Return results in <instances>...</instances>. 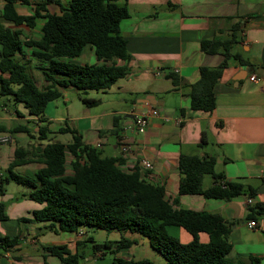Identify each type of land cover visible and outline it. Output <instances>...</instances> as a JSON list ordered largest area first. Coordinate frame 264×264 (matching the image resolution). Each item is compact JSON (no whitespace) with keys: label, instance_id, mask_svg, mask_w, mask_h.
Listing matches in <instances>:
<instances>
[{"label":"crops","instance_id":"obj_1","mask_svg":"<svg viewBox=\"0 0 264 264\" xmlns=\"http://www.w3.org/2000/svg\"><path fill=\"white\" fill-rule=\"evenodd\" d=\"M58 2L68 6L70 0H18L15 8L19 14L32 15L37 7L44 6L42 15L46 12L59 14ZM117 2L126 5L130 12L121 23L122 35L131 54L127 75L103 91L106 98L101 97L104 107L99 112L81 108V113L73 115L67 105L66 110L62 108L56 116L45 113V121L29 115L24 103L21 110L12 97L2 101L0 95V126L6 128L0 134H9L13 140L9 131L24 125L33 133V136L29 135L32 140L26 145H0V178L6 180L10 175L9 165L16 160L18 148L23 150L24 163L15 166L13 171L24 170L28 176L36 174L44 165L40 160V149L47 144L39 141L38 128L48 124L50 130L59 132L66 125L53 127L56 118L72 121L70 126L81 133L83 142L100 148L104 156L120 158L118 165L122 170L130 172L138 168L142 177L162 185L170 201L179 191L180 156L213 155L216 170L223 171L227 181L244 183V193L232 199L183 194L175 207L221 214L231 227L233 247L228 257L248 260L253 255L264 264V0ZM5 3L0 0V23L19 30L22 40L40 39L45 18L37 17L33 27L26 23L16 25L2 16ZM214 38L217 39L213 46L215 50H204L202 42ZM2 47L0 43V50ZM34 50L35 47L24 45L16 58L26 62L31 71L40 72L35 73L36 80L32 78L43 88L48 82L36 65L44 62L35 56ZM69 61L85 64L98 62V59L94 47L88 44L79 56L69 58ZM224 62L214 86V108L211 111L192 108L188 92L191 84L199 80L201 67H218ZM124 63V60H118V64ZM252 76L260 80H253ZM62 92L63 101L71 105H75V97H80L79 90L74 87L63 88ZM55 105L58 109L59 102ZM153 107L159 108V115L151 119L144 132H139L136 117ZM116 115L120 116V128L114 132ZM204 130L208 141L202 145ZM18 132L17 142L23 137V131ZM123 146L128 150H123ZM145 159L151 162L150 168L143 167ZM66 171L72 172L71 163L69 166L66 163ZM10 181L7 182L10 184ZM212 182L210 175L205 177L206 187ZM252 188L256 189L255 196L249 194ZM30 191L28 187L14 193L8 189L0 192V202H5L9 215L8 219L0 220V237L20 236L19 243L13 248L0 249V264H64L46 246L68 243L76 248L77 241H87L82 246L83 250H88L86 248L89 243H94L93 240H120L122 233L117 230L109 231L101 241L90 232L105 231L103 229L83 226L79 231H55L50 228V222L33 220L31 211L40 204L29 198ZM18 193L21 195L16 196ZM249 197L253 198L252 204L247 203ZM254 205L257 207L252 213L251 206ZM23 216L29 220L20 221ZM251 220L256 221L255 227L248 225ZM168 229L184 243L193 239L184 227L170 225ZM125 235L136 240L133 245L140 248L139 258L135 257L137 254L132 245L117 253H112L109 248L94 252L82 263L104 264L95 258H104L108 253L113 254V263H116L117 258H125L121 255L123 251L133 256L125 259H150L157 255L148 237L129 231ZM200 238L206 241L209 236L200 233Z\"/></svg>","mask_w":264,"mask_h":264},{"label":"trees","instance_id":"obj_2","mask_svg":"<svg viewBox=\"0 0 264 264\" xmlns=\"http://www.w3.org/2000/svg\"><path fill=\"white\" fill-rule=\"evenodd\" d=\"M5 1L2 16L16 25L26 23L33 27L37 17L45 18L40 39L22 40L19 30L0 23V43L3 46L0 50V95H8L14 101L24 103L29 115L45 121L48 103L62 96L63 88L74 87L81 92L90 89L106 91L127 75L131 54L121 31L122 21L130 14L126 5L119 4L117 0H70L68 6L58 2L61 7L59 14L46 12L42 15L41 10L45 8L40 6L34 14L23 15L16 11L15 2L18 0ZM216 40L203 41L202 48L206 51L214 49ZM88 44L94 47L98 62L80 64L69 61V58L79 56ZM24 45L35 47V56L44 62L36 65L48 82L43 88L28 72V64L16 58V53ZM119 59L125 63L118 64ZM224 65L225 62L218 67H201L199 80L191 84L188 92L192 108L204 111L214 108V86ZM80 99L88 106L101 102L99 98L82 94ZM119 120L120 116L116 115L114 132L120 128ZM0 131L4 132L6 128L0 126ZM15 131L33 136L25 125L9 132ZM50 131L48 124L39 126L38 138H46ZM59 131L71 132L73 141L67 144L53 141L44 145L39 154L44 165L34 176L13 171L15 166L24 163L22 149L15 150L16 160L9 165L10 175L6 181L28 185L31 188L29 198L40 204L31 211L33 220L50 222V228L55 231H79L81 227L88 226L122 233L118 241L93 240V253L106 248L117 253L132 246L136 240L125 235L129 231L148 237L166 264H261V259L253 255L248 260L228 257L233 247L231 227L221 214L175 207L183 194L232 199L244 193V183L227 181L225 173L216 170L215 156L182 154L178 195L170 201L162 185L142 177L138 168L130 172L122 170L118 165L120 158L104 156L100 148L85 144L76 128L64 126ZM207 138L204 130L202 145L207 143ZM68 152L72 155L71 173L66 171ZM207 175L213 182L206 187L204 179ZM0 192H5L1 178ZM249 194L255 196L256 189L252 188ZM256 207L251 206L252 213ZM8 218L6 204L0 202V220ZM19 220L29 219L23 216ZM170 225L184 227L193 239L182 242L170 233ZM200 233H207L208 240H202ZM19 240V235L0 237V249L13 248ZM85 242L77 241L76 248L65 243L48 245L46 249L64 264H85L82 261H86L90 254L83 250ZM116 260L118 264H155L148 258L119 257Z\"/></svg>","mask_w":264,"mask_h":264},{"label":"rangeland","instance_id":"obj_3","mask_svg":"<svg viewBox=\"0 0 264 264\" xmlns=\"http://www.w3.org/2000/svg\"><path fill=\"white\" fill-rule=\"evenodd\" d=\"M28 72L31 74V76L35 80H36L35 73L36 74H39L40 73V72H37L36 70L31 71L30 69H28ZM79 92H80V94H82L84 96L93 97V98H99L100 100H101V97H103L104 99L106 98L105 97L106 95L101 90L90 89V90H88L86 92H81V91H79ZM8 99H11V96H8V95H2L1 96V100L2 101L3 100H8ZM74 100H75V105H71V103H69L67 101L64 102L63 101V96H60L58 99H56V100L51 101V102L48 103L45 113L46 114H50L52 116H56V115H58L61 112V109L62 108H65V110H66L67 105L72 110L71 114L73 113V115H76V114L81 113V108H84L86 110H90L91 112H99L104 107V103L102 104L101 102L99 104H97V105H94V106H88L85 103H83V101L80 99V97H75ZM57 101L59 102L58 109H57V106L55 105ZM16 105H18V107L21 110L24 109V106H23V103L22 102H18V103H16ZM71 122L72 121H69V120H67L66 122H63V121H60V120H58L56 118V120L53 121V125L52 126L53 127H57L58 125L70 126L71 125ZM10 133L13 136V140L11 142H8V143H3L5 147H9L10 145L15 146L17 143H19V145L20 144L26 145V143L28 141L32 140V138L29 136L28 133L21 132L23 137H21V138L19 137V142H17V140H15V139H18V134L20 132L15 131V132H10ZM39 141L42 142V143H48V142H53V141H60V142H63V143L66 144L68 142H72L73 141V135H72L71 132H60V131L59 132H56V131H50V132H48V135H47L46 138H44V139H40L39 138ZM103 155H105L104 152H103ZM71 158H72V155L68 152V154H67V162H66L67 163V166L70 165ZM18 173L24 174V175L26 174V172H24V170H18ZM207 177H208V175H207ZM3 183H4L5 189H8L9 191H11V193H14L19 188L26 189V188L29 187L28 185L20 184V183H17L15 181H10V184H9L4 178H3ZM20 195H21L20 193L16 194V196H20ZM108 232L109 231H106V230L105 231L99 230V231H93V232H90V233H91V235H93L95 237V239L101 240L102 237H104V239L106 238ZM136 234H139V233H136ZM86 249H88L87 251L90 254H93V246H92L91 243H89V247H87ZM139 249L140 248L137 245H133V247H132V250L134 251V253L137 254V255H135L136 258L137 257L138 258L140 257L138 255V253H139L138 250ZM152 250L157 255L156 256H151L150 259L153 260V261H155L157 264H165V262H166L165 258L155 248H153ZM121 255L123 257H125V258L133 257V256H129L130 254H128L126 251L121 252ZM131 255H132V251H131ZM95 259L99 263H104V264H118L117 262L116 263H113L114 262V256L111 253H108L104 258H95Z\"/></svg>","mask_w":264,"mask_h":264},{"label":"built area","instance_id":"obj_4","mask_svg":"<svg viewBox=\"0 0 264 264\" xmlns=\"http://www.w3.org/2000/svg\"><path fill=\"white\" fill-rule=\"evenodd\" d=\"M253 80H260L259 77L257 76H252L251 77ZM160 111L158 107H153L149 112L147 113H142L136 117V127L139 132H144L148 125L150 124L151 119L154 116L159 115ZM12 140L11 136L9 134H0V145L3 143H8ZM123 150H128L127 146H123ZM142 165L145 168H150L151 167V162L147 159L142 161ZM248 204L253 203V198L249 197L247 200ZM248 225L250 227H255L257 225L255 220H251Z\"/></svg>","mask_w":264,"mask_h":264},{"label":"water","instance_id":"obj_5","mask_svg":"<svg viewBox=\"0 0 264 264\" xmlns=\"http://www.w3.org/2000/svg\"><path fill=\"white\" fill-rule=\"evenodd\" d=\"M155 102H156V100H155ZM155 102H154V100H153V103H155Z\"/></svg>","mask_w":264,"mask_h":264}]
</instances>
